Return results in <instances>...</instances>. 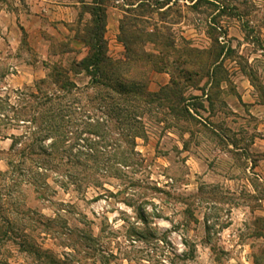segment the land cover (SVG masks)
<instances>
[{
    "label": "rangeland",
    "instance_id": "obj_1",
    "mask_svg": "<svg viewBox=\"0 0 264 264\" xmlns=\"http://www.w3.org/2000/svg\"><path fill=\"white\" fill-rule=\"evenodd\" d=\"M101 1L108 56L125 58V21L145 64L130 72L161 94L127 106L135 139L77 67L95 0H0V260L264 264V0ZM56 67L71 95L52 83ZM41 81L82 117L73 154L29 160L19 152L39 137Z\"/></svg>",
    "mask_w": 264,
    "mask_h": 264
},
{
    "label": "trees",
    "instance_id": "obj_2",
    "mask_svg": "<svg viewBox=\"0 0 264 264\" xmlns=\"http://www.w3.org/2000/svg\"><path fill=\"white\" fill-rule=\"evenodd\" d=\"M99 1L101 0H95V6L90 9L89 14L92 17V24L86 28L85 36L82 38V42L89 47L90 54L79 62L77 67L86 72L89 76L91 79V88L106 90V93L100 100L102 101L101 103L109 104L112 105L110 107H114L113 110L111 109V113L108 117L112 120L115 118L118 123L125 122V124L131 128V138L135 139L139 137L137 126L140 125L141 117L135 113L136 109L133 110L132 108H127V106L130 105V103L137 102L157 105V102L160 101L161 94H152L148 92L147 81H145L144 76H133L130 72V69L133 67L142 68L145 64L142 61L144 58L134 53L129 43L131 38L138 37L141 34L139 35V31H125V28L128 26L125 21L122 23L120 37L121 42L127 50L125 58L123 60H114L108 56V45L105 40L107 15L103 4L98 3ZM80 3L84 4V1ZM145 60H147V62L149 60L152 67H157V61L149 58L147 59V57ZM50 78L52 83L59 86L67 95H71L73 89L76 88L68 82V77L61 67L54 68V72ZM46 85H48L47 81H41L36 86L38 95H31L32 98H40L38 103L39 108H36L38 111H34L37 117L32 120V124L34 123V125L37 126L38 131L36 133L39 134V137L37 140H34L33 143L28 144L24 150H20L19 154L24 159L38 157L39 151L40 154H43H41L42 156L48 155L50 157L59 156V154L65 152V150L67 151L66 153H68L69 150V154H73L76 149L75 147H70L67 150L65 143L69 135L74 134V132L70 130L71 126L78 121L82 115L74 111V109L71 111L70 108L65 109L62 107L63 101L66 99L65 96L47 95L43 89H41V87H45ZM69 112H71L70 115L68 114ZM28 114L27 110L23 113V115ZM87 118L91 119L90 117ZM39 122L40 125L38 124ZM47 141H52L49 148L42 149V146L38 147L40 143ZM17 144V142H13L11 147L12 151L17 148ZM19 145L23 146V142L19 143ZM131 153L134 154V150ZM94 154L95 150L90 149L87 157L91 161L100 162L99 158L103 157L101 153H97L98 155L96 156ZM80 155H82V152L78 151V154L73 158L77 160ZM110 160V158H106V161L109 162ZM0 264L6 263L0 260Z\"/></svg>",
    "mask_w": 264,
    "mask_h": 264
}]
</instances>
